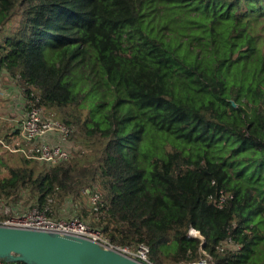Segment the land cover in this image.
<instances>
[{"label":"trees","instance_id":"obj_1","mask_svg":"<svg viewBox=\"0 0 264 264\" xmlns=\"http://www.w3.org/2000/svg\"><path fill=\"white\" fill-rule=\"evenodd\" d=\"M4 81L80 149L0 200L56 218L100 183L92 228L151 264H264V0H0Z\"/></svg>","mask_w":264,"mask_h":264},{"label":"built area","instance_id":"obj_2","mask_svg":"<svg viewBox=\"0 0 264 264\" xmlns=\"http://www.w3.org/2000/svg\"><path fill=\"white\" fill-rule=\"evenodd\" d=\"M26 100V99H25ZM24 108V110H22ZM45 109L36 106L34 103L26 102L21 105L17 113L18 119L13 118L11 121L20 133V136L29 149L23 150L28 159H35L41 164L56 165L66 159H69L80 147L73 145L72 148L66 146V140L70 137V129L46 116ZM56 136L57 141L51 142L48 136ZM53 143V144H52ZM69 148V149H68ZM90 196L91 205H97L101 199L98 193ZM0 224H6L14 227H24L37 230L56 231L61 233L73 234L77 236L87 237L95 241H100L109 247L120 250L133 258L140 259L149 264L150 249L147 245L140 244L136 249L128 246L113 245L99 231L89 226L80 218H71L68 220H59L58 218L48 217L44 212L33 208L24 215L14 219H8ZM198 232L195 229L190 231ZM192 234V233H191ZM224 245L235 247L240 250L239 245H234V241L228 238L223 242ZM0 264H10L0 260ZM192 264H209L202 259Z\"/></svg>","mask_w":264,"mask_h":264},{"label":"water","instance_id":"obj_3","mask_svg":"<svg viewBox=\"0 0 264 264\" xmlns=\"http://www.w3.org/2000/svg\"><path fill=\"white\" fill-rule=\"evenodd\" d=\"M0 260L10 264H149L87 237L6 224H0Z\"/></svg>","mask_w":264,"mask_h":264},{"label":"rangeland","instance_id":"obj_4","mask_svg":"<svg viewBox=\"0 0 264 264\" xmlns=\"http://www.w3.org/2000/svg\"><path fill=\"white\" fill-rule=\"evenodd\" d=\"M12 28V27H11ZM8 81L1 82V88L4 89L2 84L7 83ZM22 95L24 100L25 97L22 93V91H19V95ZM26 101V100H25ZM2 101H0L1 104ZM18 105L14 107L15 111H19V108L21 106V101L17 103ZM24 110V108L22 109ZM2 110H0V119L1 121L5 122L8 124L11 128H15L16 126L8 120V117L10 118H16L17 115H14L13 113H9L7 115H2ZM48 110H45V113L48 116ZM14 115V116H12ZM53 138H56L54 136ZM66 146L72 148L73 145L78 146V144L74 141L73 134L65 141ZM20 144H22V148H15L18 147ZM53 144V143H52ZM1 145V144H0ZM30 145H27L26 142H24L20 136V133H17V137H13L12 140L10 141V144L7 145H1L0 146V179L7 176L9 174V167L10 166H15L16 161H18L20 158H27L26 155L23 152L24 150L29 149ZM69 149V148H68ZM28 159V158H27ZM36 162H38L35 159H32ZM38 165L43 166V164L38 162ZM102 185L100 183H96L92 186V192L90 194L86 195L83 194L80 197L76 198H70L68 199L63 205L62 209L59 211L57 209L56 211L58 212L55 216L59 220H68L71 218H80L84 222H86L89 226H93L94 220H93V210L96 208L90 203V196L89 195H95L94 193H98L99 195H103L102 192ZM28 196L26 193H23V195L18 199H10V200H0V223H3L4 221L8 219H16L20 217V215H24L30 210H32V205L31 203L28 202ZM100 235L101 232L99 231ZM192 235L196 236L195 232H191ZM104 236V235H102ZM105 237V236H104ZM106 238V237H105ZM108 240V239H107ZM109 241V240H108Z\"/></svg>","mask_w":264,"mask_h":264},{"label":"crops","instance_id":"obj_5","mask_svg":"<svg viewBox=\"0 0 264 264\" xmlns=\"http://www.w3.org/2000/svg\"><path fill=\"white\" fill-rule=\"evenodd\" d=\"M2 85L6 88L2 89L0 84V101H2L0 104V110H2L1 114L7 115L9 112L13 113L14 115H17L18 111H15L14 107L18 105L17 103L19 102V100L21 101V105H24L25 100L21 94L19 95L20 90L18 89L15 83L10 81L7 83H3ZM8 120L12 121L13 118L8 117ZM48 139H50L51 142L57 141V139L53 138V136L51 135L48 136Z\"/></svg>","mask_w":264,"mask_h":264}]
</instances>
